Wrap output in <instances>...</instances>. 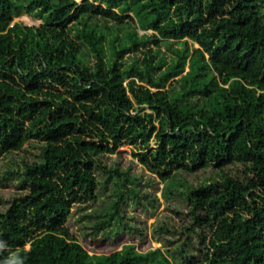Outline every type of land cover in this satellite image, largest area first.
<instances>
[{
	"label": "trees",
	"instance_id": "trees-1",
	"mask_svg": "<svg viewBox=\"0 0 264 264\" xmlns=\"http://www.w3.org/2000/svg\"><path fill=\"white\" fill-rule=\"evenodd\" d=\"M10 181L0 264H264V0H0Z\"/></svg>",
	"mask_w": 264,
	"mask_h": 264
},
{
	"label": "rangeland",
	"instance_id": "rangeland-1",
	"mask_svg": "<svg viewBox=\"0 0 264 264\" xmlns=\"http://www.w3.org/2000/svg\"><path fill=\"white\" fill-rule=\"evenodd\" d=\"M16 19H20V20H22L23 22H25L27 24H40L43 21L40 18H34L31 15H28L26 13H24V14H22L20 16H17ZM120 148L124 150V152H123L124 156L133 158V155H132V152H131V146L129 144H124ZM15 188H16V185L12 181H10V183H8L6 186H0V190H3L4 192H9L11 189H15ZM158 193L160 194V191ZM163 207L164 206H161L158 211H161ZM72 210H74V208ZM130 211H135V210L133 208L132 209L130 208ZM148 220H149V222H151V221L154 220V217H149ZM74 226H77V224H74ZM127 239L130 242L136 241L135 238H131V239L127 238ZM81 241L86 246L87 245L95 246L96 249H101V248L105 249L106 246H107V243L103 242V241L94 240V241L87 242L85 237H81ZM152 243H153V246H157V245L160 244L159 242H152Z\"/></svg>",
	"mask_w": 264,
	"mask_h": 264
},
{
	"label": "clouds",
	"instance_id": "clouds-1",
	"mask_svg": "<svg viewBox=\"0 0 264 264\" xmlns=\"http://www.w3.org/2000/svg\"><path fill=\"white\" fill-rule=\"evenodd\" d=\"M6 247V242L0 239V251H3ZM2 264H24V260L19 255H11L2 261Z\"/></svg>",
	"mask_w": 264,
	"mask_h": 264
}]
</instances>
